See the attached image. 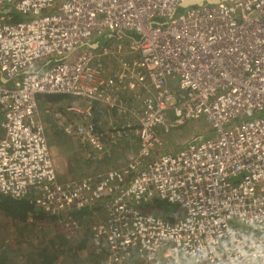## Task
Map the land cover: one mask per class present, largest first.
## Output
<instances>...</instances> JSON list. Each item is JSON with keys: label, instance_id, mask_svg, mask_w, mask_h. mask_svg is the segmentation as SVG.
I'll return each instance as SVG.
<instances>
[{"label": "built area", "instance_id": "1", "mask_svg": "<svg viewBox=\"0 0 264 264\" xmlns=\"http://www.w3.org/2000/svg\"><path fill=\"white\" fill-rule=\"evenodd\" d=\"M181 1L0 0V195L35 196L70 230L104 205V264H264V0L175 19ZM41 96L69 98L72 120L46 113L100 169L59 181ZM201 119L213 139L163 153L164 134ZM125 143V164L102 168ZM156 199L184 216L139 209Z\"/></svg>", "mask_w": 264, "mask_h": 264}, {"label": "rangeland", "instance_id": "2", "mask_svg": "<svg viewBox=\"0 0 264 264\" xmlns=\"http://www.w3.org/2000/svg\"><path fill=\"white\" fill-rule=\"evenodd\" d=\"M188 9H181L175 13L174 18L178 19L181 15L185 14ZM9 11H13V9L9 8H0V14H6ZM28 18L27 20H29ZM133 34V33H131ZM110 42V39L108 38H102L99 40L100 47L107 45ZM54 59V58H52ZM31 71H35L34 69H31ZM40 111L43 114V109L41 107ZM241 123V121L235 122V126ZM45 130H46V135L49 139L48 135V122L47 120L43 121ZM216 136L215 130L205 122V120L201 119L199 121H190L181 127L177 129H173L167 134H164L162 137L163 141V153L164 154H172L176 155L183 149L184 143L187 144L192 138L194 137H199L203 138V140L207 139H213ZM65 138L68 139L67 136H64ZM69 142L72 146V151H74L77 155V161H76V167L74 166L71 167L70 171L71 172H76V175L79 177H84L89 173H92V168L95 170V165L93 163H90L87 158L85 157V151L82 148L79 143L75 142L73 139L69 138ZM51 146V144H50ZM82 148V149H81ZM136 149V144L129 146L127 143L123 145V148L113 157L108 160H105L102 164L101 167H105V169H112V168H118L121 165L125 164L126 161V155L129 149ZM62 150V149H61ZM70 158V156H69ZM89 167V168H88ZM80 170V172L78 171ZM82 175V176H80ZM73 178L69 179L72 180ZM239 180V179H238ZM236 180V181H238ZM62 181V180H60ZM236 181H233L236 182ZM162 203V206L168 207V208H173V211L177 213L178 218H181L184 216L185 212L184 210L181 209L180 206L178 205H171V204H166L163 203L162 201H159ZM154 207H157L156 202H152L149 205L147 204H141L139 205V209L145 210V212L153 213L154 214ZM157 214V213H156ZM106 217V209L105 206L103 205L101 209L97 212V214H93L90 217L87 216L86 218L82 219V221L77 220L76 224L73 228V230H70L66 225H67V219L63 218L59 221H54L55 219L53 217L46 218L45 220H41L38 222H34L33 220H30L28 224H30V228L27 229L26 231L28 233H31L32 227H34L32 236H30L28 239H23V242L17 240L19 238V235L17 231L15 230L14 223L11 222L10 219L5 218L4 215L0 216V231L3 232V234H6V237L8 238V242H10V247L11 250L15 251V258L17 257V264H28V261L24 258L30 254L31 251H33V254H36L38 251L37 248L39 244H42L41 249L44 247H49L51 246V243L54 242L55 246H63L64 248H67L71 241V244H80L81 242L85 241L86 247L84 249L83 253H79L82 258L80 260H85L84 258L86 253H90L94 251V249L91 247L90 241L91 239V226L94 225L96 222L103 220ZM79 221V222H78ZM10 222V223H9ZM85 222V223H84ZM5 224L6 227L4 228ZM81 228H83L84 232H81ZM30 230V231H29ZM1 232V233H2ZM85 233V234H84ZM16 237V238H15ZM68 240V241H67ZM66 246V247H65ZM93 246V245H92ZM55 248V247H54ZM53 248V249H54ZM31 250V251H30ZM39 252V251H38ZM12 253V254H13ZM39 254H44V251L42 250ZM99 257V255L97 254ZM24 259V260H23ZM104 260V258H101ZM32 264H38L35 261L32 262Z\"/></svg>", "mask_w": 264, "mask_h": 264}, {"label": "trees", "instance_id": "3", "mask_svg": "<svg viewBox=\"0 0 264 264\" xmlns=\"http://www.w3.org/2000/svg\"><path fill=\"white\" fill-rule=\"evenodd\" d=\"M15 20L19 21L20 17L16 15ZM45 97L52 99L54 97H59V96H45ZM93 171L94 170H92V172ZM159 201L160 200L158 199L154 200V202H156L157 204V207H154V210H156L154 211V213H157V215L163 218H167L171 220L178 217L177 213L173 211V208L170 209L168 207H164L162 206V203H160ZM102 206H103L102 204L94 205L88 209H85L82 212L74 213V217L76 220L82 221V219L86 218L87 216L90 217L93 214H97V212L101 209ZM1 215H4L5 218L10 219L11 222L15 224L14 225L15 230L19 235V238H17L18 242L19 241L23 242L24 238L28 239L30 236H32V234H34L33 232L34 227H32L31 233H28L26 231L27 229L30 228V224H28L30 223L29 222L30 220H33L34 222H38L41 220H45L46 218H48V216L50 217V215H48L47 213L44 212L43 209H41V207L38 204L37 198L31 194L20 200H15L0 195V216ZM51 217H53L55 219L54 221L56 222L63 218L67 219L65 214H63L62 216H51ZM6 225L8 224H5L4 228L6 227ZM81 229H82L81 232H84L83 228ZM1 232L2 231H0V264H17V262L19 261H17V257L15 258V254H14L15 251L11 250L10 247L11 244L10 242H8L9 240L6 237V234H3V232L2 233ZM68 242L70 243L66 244L68 245L67 248H64L63 246H60L59 248L58 246H55L53 242L51 243V246L46 248L44 247L43 249H41V251L42 250L44 251V254H39L41 252L40 247H42V244H39L38 245L39 248H37L39 252L36 251L37 253L33 254V251L30 250L31 251L30 254L24 258L28 261V264H32V262L34 261L38 264H104L103 260L101 259L103 256L99 255L98 257L97 252L95 250L90 253L89 252L86 253L85 254L86 256L84 257L86 258L85 260H80L82 256H80L79 253L84 252L87 242L83 241L77 245L71 244L72 243L71 241ZM90 243H92V240L90 241Z\"/></svg>", "mask_w": 264, "mask_h": 264}, {"label": "crops", "instance_id": "4", "mask_svg": "<svg viewBox=\"0 0 264 264\" xmlns=\"http://www.w3.org/2000/svg\"><path fill=\"white\" fill-rule=\"evenodd\" d=\"M68 103H69V98L63 97V96L54 97L52 99L47 98L45 96H41L40 101H39V107H41L44 110L43 114L40 111L39 119L42 122L44 120H47L48 122V132H49L48 135L49 137H51V139L49 138L48 139H49L51 148L55 156L57 171H58V178H59V181L62 180L60 181L62 183L71 181L69 180L71 178H73L72 180L81 178L76 175V172L70 171L72 166H74L75 168L77 165L76 164L77 154L74 151H72V146L69 142V138L67 139L63 135L61 136V134L59 133V131L56 129L54 125L53 118L51 117L50 114H47L46 111L48 109H58L62 111V113L66 116L68 120H72L73 119L72 114L67 112L66 110L67 108L66 106ZM93 169L94 168H92L91 170ZM95 169L98 170L100 169V167H97ZM78 171L80 172V170Z\"/></svg>", "mask_w": 264, "mask_h": 264}, {"label": "water", "instance_id": "5", "mask_svg": "<svg viewBox=\"0 0 264 264\" xmlns=\"http://www.w3.org/2000/svg\"><path fill=\"white\" fill-rule=\"evenodd\" d=\"M235 0H182L179 8L181 9H189L193 7H201L205 4L216 5L222 2H232Z\"/></svg>", "mask_w": 264, "mask_h": 264}, {"label": "flooded vegetation", "instance_id": "6", "mask_svg": "<svg viewBox=\"0 0 264 264\" xmlns=\"http://www.w3.org/2000/svg\"><path fill=\"white\" fill-rule=\"evenodd\" d=\"M22 199V198H21ZM18 200H20V199H18Z\"/></svg>", "mask_w": 264, "mask_h": 264}, {"label": "bare ground", "instance_id": "7", "mask_svg": "<svg viewBox=\"0 0 264 264\" xmlns=\"http://www.w3.org/2000/svg\"><path fill=\"white\" fill-rule=\"evenodd\" d=\"M62 136V135H61ZM203 139V138H202Z\"/></svg>", "mask_w": 264, "mask_h": 264}]
</instances>
